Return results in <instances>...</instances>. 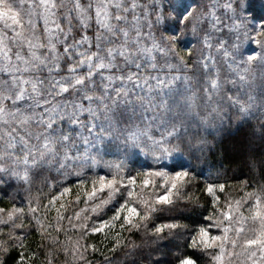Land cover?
Here are the masks:
<instances>
[{"label": "clouds", "instance_id": "1", "mask_svg": "<svg viewBox=\"0 0 264 264\" xmlns=\"http://www.w3.org/2000/svg\"><path fill=\"white\" fill-rule=\"evenodd\" d=\"M0 264H264V0H0Z\"/></svg>", "mask_w": 264, "mask_h": 264}, {"label": "trees", "instance_id": "2", "mask_svg": "<svg viewBox=\"0 0 264 264\" xmlns=\"http://www.w3.org/2000/svg\"><path fill=\"white\" fill-rule=\"evenodd\" d=\"M199 187H200V185H198V188ZM113 212H114V210H113ZM111 214L112 213H110L109 215H111ZM106 218H108V217H102V219H106ZM122 218H123V214L121 216V219ZM134 235H138V234H134ZM20 254H21L20 250H14L13 253H12V255H11V257H10V259L18 258L20 256Z\"/></svg>", "mask_w": 264, "mask_h": 264}, {"label": "snow or ice", "instance_id": "3", "mask_svg": "<svg viewBox=\"0 0 264 264\" xmlns=\"http://www.w3.org/2000/svg\"><path fill=\"white\" fill-rule=\"evenodd\" d=\"M178 179L179 178H182V177H177ZM173 188H175V184H173ZM209 191L211 192L212 191V189L211 188H209ZM161 201H167L168 199H169V197L168 196H162V197H160L159 198ZM134 211V210H133ZM205 236H206V233H205ZM218 239V238H217Z\"/></svg>", "mask_w": 264, "mask_h": 264}]
</instances>
